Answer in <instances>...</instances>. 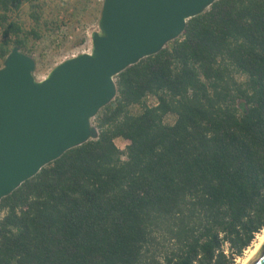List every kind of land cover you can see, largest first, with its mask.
<instances>
[{
  "label": "trees",
  "instance_id": "obj_1",
  "mask_svg": "<svg viewBox=\"0 0 264 264\" xmlns=\"http://www.w3.org/2000/svg\"><path fill=\"white\" fill-rule=\"evenodd\" d=\"M45 7L0 0V69L55 29ZM116 81L99 137L0 201V264H237L264 231V0L215 3Z\"/></svg>",
  "mask_w": 264,
  "mask_h": 264
},
{
  "label": "water",
  "instance_id": "obj_2",
  "mask_svg": "<svg viewBox=\"0 0 264 264\" xmlns=\"http://www.w3.org/2000/svg\"><path fill=\"white\" fill-rule=\"evenodd\" d=\"M221 0H105L92 50L38 80L15 47L0 69V201L68 151L99 137L93 120L118 95L116 78L181 38ZM248 264H264V244Z\"/></svg>",
  "mask_w": 264,
  "mask_h": 264
},
{
  "label": "rangeland",
  "instance_id": "obj_3",
  "mask_svg": "<svg viewBox=\"0 0 264 264\" xmlns=\"http://www.w3.org/2000/svg\"><path fill=\"white\" fill-rule=\"evenodd\" d=\"M43 1L46 4L44 19L49 23H55L56 27L52 32L44 33L42 41L30 45L34 53L33 58L37 62L35 76L38 80L44 79L52 69L75 53L92 48L93 34L98 31L103 8L100 0ZM21 18L26 27H30L32 23L28 8L24 9ZM153 103L154 101L151 100L152 105ZM167 122L173 124L175 119L169 117ZM93 125L96 127L95 120ZM116 144L121 150H125L129 145L123 140H118ZM263 234L264 231L257 236L253 245L237 261V264H243L251 256Z\"/></svg>",
  "mask_w": 264,
  "mask_h": 264
},
{
  "label": "bare ground",
  "instance_id": "obj_4",
  "mask_svg": "<svg viewBox=\"0 0 264 264\" xmlns=\"http://www.w3.org/2000/svg\"><path fill=\"white\" fill-rule=\"evenodd\" d=\"M263 244H264V234L261 236L260 243L258 244V246L256 247V249L253 251V253L251 254V256L243 264H248L255 257V255L259 252V250L261 249V247L263 246Z\"/></svg>",
  "mask_w": 264,
  "mask_h": 264
},
{
  "label": "built area",
  "instance_id": "obj_5",
  "mask_svg": "<svg viewBox=\"0 0 264 264\" xmlns=\"http://www.w3.org/2000/svg\"><path fill=\"white\" fill-rule=\"evenodd\" d=\"M104 1H105V0H100L101 3H104ZM91 50H92V48H90V49H88V50L79 51V52L75 53L74 55L70 56V57L67 58V59L74 58V57H76V56H78V55H80V54L90 53Z\"/></svg>",
  "mask_w": 264,
  "mask_h": 264
}]
</instances>
